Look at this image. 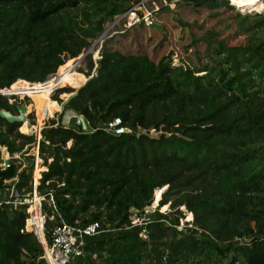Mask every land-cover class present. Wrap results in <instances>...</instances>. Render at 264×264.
<instances>
[{"label":"trees","instance_id":"16d2710c","mask_svg":"<svg viewBox=\"0 0 264 264\" xmlns=\"http://www.w3.org/2000/svg\"><path fill=\"white\" fill-rule=\"evenodd\" d=\"M231 1L248 8L259 2ZM141 2L0 0V90L64 73L29 93L37 117L46 116L56 88L86 81L64 72L75 61L69 59ZM235 6L146 3L160 28L121 23L101 44L96 69L89 57L87 83L60 119L46 124L39 156L47 170L38 191L46 196L47 242L62 222L100 224L72 264H264V14H241ZM60 92L73 90L60 89L53 100ZM9 99L15 97L0 95V147L13 156L35 137L18 131L21 121L1 115L19 114ZM73 114L91 132L75 121L65 125ZM114 119L127 131L100 128ZM31 160L19 173V191L31 190ZM17 168L0 171V190ZM163 188L156 209L146 213ZM26 208L0 207V264H48L39 240L25 231ZM30 211L40 228L35 208ZM185 212L193 219L180 227ZM133 217L142 222L134 225Z\"/></svg>","mask_w":264,"mask_h":264},{"label":"built area","instance_id":"2783aa9c","mask_svg":"<svg viewBox=\"0 0 264 264\" xmlns=\"http://www.w3.org/2000/svg\"><path fill=\"white\" fill-rule=\"evenodd\" d=\"M229 1L239 8L238 4L233 3L231 0ZM141 5H143L142 2L140 3V6ZM141 12L142 16L139 14L135 6L127 10L121 16L120 20L123 24V27L125 29H129L141 22H144L147 26H153L155 23L151 12L147 9L141 10ZM95 66L97 67V61ZM8 95L9 94H6V96ZM71 121H75L76 125L81 126L85 132H91L82 117L74 114L70 115L65 121V125L69 126L72 123ZM106 127V131L114 132L117 135L123 134L127 131V129L121 126L120 119H114L112 122L108 123ZM45 128L37 127L36 131L31 134L35 137L34 142L30 145L25 146L22 152L14 154L11 159L4 160L2 166H0V171L2 173L12 171V166L14 164L18 167L17 173L14 178L3 181L6 187L5 190H0V207L4 205H11L14 208H17L27 205L26 212L29 216L25 222V231L34 234V236H36V238L39 240L44 250V259L47 261V263L72 264L75 259L79 258L83 254L84 237L94 236L98 234L100 232V224L98 222H93L85 227H75L68 225L66 222H62L60 225L54 228L51 235V242H47L44 233L47 217L42 211V202L46 199V196L41 195L38 191V187L42 179V173L47 170V168L43 165V160L39 156V145L40 141L42 140V131ZM29 150H33L31 160L32 179L29 183L31 190L29 192H25V189L19 191L16 187L17 183H19V173L28 165L27 160L23 156L27 155L26 153L27 151L29 153ZM13 160H17V162H13ZM36 172H38L39 174L38 177H36ZM163 191V189H158L156 190L155 194L158 193L161 196ZM48 201L51 206L55 207L51 194H49ZM32 207L35 208V213H37L40 217V228L34 220V213L30 211ZM148 212L149 211H146V213ZM132 223L134 225L138 224L136 222ZM41 233L44 237L43 241Z\"/></svg>","mask_w":264,"mask_h":264},{"label":"rangeland","instance_id":"374dc122","mask_svg":"<svg viewBox=\"0 0 264 264\" xmlns=\"http://www.w3.org/2000/svg\"><path fill=\"white\" fill-rule=\"evenodd\" d=\"M153 1L154 0H143V2H142L143 5L140 6V4H139V5L135 6V8L138 10V12H141V10L147 9L146 3L153 2ZM238 1L239 0H236V3H239V4L243 3V0L241 2L240 1L238 2ZM154 4L156 5V3H154ZM171 6H172L171 8H174V5H171ZM139 8H141V9H139ZM157 8H158V6H157ZM155 10H156V8H155ZM238 10H239V12H241V14H246V13H250V14H252V13L264 14V0H259L258 3H254L250 8L244 7V6H239ZM144 12H146V11H144ZM121 16L122 15L117 16L113 21L108 22L105 25V29H104L103 34L100 35L102 37L99 36L95 41H93L90 44V46L88 48L84 49L82 51V53L78 57L73 58V59H69V60H75V61H70V62H68L69 60L66 61V63L67 62L68 63L66 65V68L64 69V72L65 71H66V73L67 72H76L78 74L83 75L85 77V79H88L87 76L85 75V73L88 71L87 70V61H88L89 57L91 58V60L93 62H95L94 65H96V61L99 60V58H100L98 55H99V52H100L101 44L103 43V41L107 37L111 36L112 34L115 33L116 30H118V28L121 25V21H120L121 20ZM174 35H175V39L176 40H178L180 38V33L179 32H175ZM259 36L264 37V30L260 31ZM76 60H78V61H76ZM74 62H76V63H74ZM95 69H96V66H95ZM95 69H94V71H95ZM94 71H92L91 75L94 73ZM57 77H58V71H57L56 74L50 76L47 80L48 81L53 80L51 82V83H53V82H55V81H57L59 79ZM80 86H78V87H80ZM78 87H74L72 85H65V86H59L58 88H56L51 93L50 99L52 101L56 102V106H58V109H56L53 112H51V102L47 103L46 106H45L47 115L40 117L41 119L44 118V120H41V119H39L37 117L36 110H35V108H33V100H32V98L29 95V93L35 92L40 87H34V88L28 87V88H25V87L19 86L18 85V81H17L14 84L13 88L10 90L11 92H8L9 95L7 97H9V98L15 97V99H9V103H11V104L12 103H16V105L18 107V110L21 109V108H24V107H25V110H26L25 113H23V114H21L19 112V114L17 116L11 115L12 117H16L17 120H19V121L22 120V122H21L22 125L18 128V131L21 134H24V135H31V134H33L36 131L37 127L45 128V126H46V124L48 123L49 120L55 119L56 121H58L60 119V115L62 114V105H63V103L65 102L67 97L70 96L73 92H60V93H58L59 101L53 100V96L55 94H57L58 90H60V89H63V88L69 89L70 88L73 91H75V89H77ZM25 93H26L27 96H22ZM69 145H70V143H69ZM26 154L27 155H24L23 157H25V159L28 160V158L30 156H32L33 150L32 151L29 150V153H26ZM11 158H12V156L10 154H7L6 151L4 150V148L0 147V166H2L4 160H8V159H11ZM36 177H38V173H36ZM163 190H165V188H163ZM160 199H161V196L158 193L155 194L156 204H155V200H154V203L152 204V206L149 207L148 210H146V211L153 212L156 209V207L158 206V203H159ZM164 210H165V208L163 207L160 210V212H166L168 210V206H166V210L165 211ZM185 215H186L185 218L183 220H181L180 227H183L185 225V222H188V221L192 220V219L189 218V215L186 212H185ZM132 220H133L132 222H136V223L142 222V220L135 219V217H133Z\"/></svg>","mask_w":264,"mask_h":264},{"label":"water","instance_id":"95a60500","mask_svg":"<svg viewBox=\"0 0 264 264\" xmlns=\"http://www.w3.org/2000/svg\"><path fill=\"white\" fill-rule=\"evenodd\" d=\"M153 27H156V28H160L158 25H153ZM103 34V33H102ZM100 37H102V36H100ZM76 61H78V60H76ZM74 63H76V62H74ZM89 80V78L87 79V81ZM87 81L85 82V83H87ZM46 82H48V80L46 81ZM46 82H44V83H46ZM43 83V84H44ZM32 84H40V83H32ZM42 84V83H41ZM85 85V84H84ZM83 85V86H84ZM83 86H81L80 88H78L77 90H75V91H73V93L70 95V96H68L67 97V99L65 100V102L63 103V105H62V111L64 110V108H65V106H66V104L70 101V99L72 98V97H74V96H76L77 94H78V91L83 87ZM7 90L8 89H3V90H0V95H2V96H6V94H8L7 93ZM25 107L24 108H21V109H19V112L21 113V114H23V113H25ZM1 115L3 116V117H5V118H7L9 121H19V120H17V118L16 117H12L11 116V114L10 113H7V112H1ZM21 122H22V120H20ZM101 129H103V130H106L107 129V127L105 126V125H102L101 127H100ZM182 210H184L183 208H182ZM192 219H193V216H192Z\"/></svg>","mask_w":264,"mask_h":264},{"label":"bare ground","instance_id":"6f19581e","mask_svg":"<svg viewBox=\"0 0 264 264\" xmlns=\"http://www.w3.org/2000/svg\"><path fill=\"white\" fill-rule=\"evenodd\" d=\"M239 1L241 2L242 0H239ZM239 1H238V2H239ZM65 73H66V71H65ZM63 75H64V73H63V74H59L57 78H60V77L63 76ZM52 81H53V80L48 81V82H46V83H44V84H42V85H41V84H38V86H36V87H41V86H43V85H46V84L51 83ZM86 81H87V79H86ZM86 81H85V82H86ZM25 82H26V81H25ZM85 82H84L81 86H83V85L85 84ZM29 85H30L31 88H34V87H35V85H32L31 83H29ZM81 86H80V87H81ZM80 87H78V88H80ZM78 88H77V89H78ZM77 89H75V90H77ZM8 92H11V91L8 90L7 93H8ZM56 109H58V106H56V103H55V102H51V112H53V111L56 110Z\"/></svg>","mask_w":264,"mask_h":264}]
</instances>
